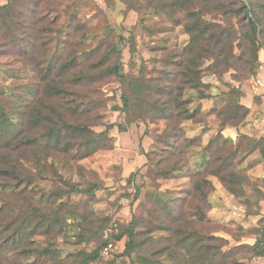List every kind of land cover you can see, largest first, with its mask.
<instances>
[{"label": "rangeland", "instance_id": "obj_1", "mask_svg": "<svg viewBox=\"0 0 264 264\" xmlns=\"http://www.w3.org/2000/svg\"><path fill=\"white\" fill-rule=\"evenodd\" d=\"M35 10L37 12L32 13ZM2 14L0 98L9 108V116L13 120H23L21 126L24 130L29 129V139L42 132L35 130L32 126L34 121H31L32 114L37 112L36 103L41 99L50 108L49 116L56 110L63 112L51 116L58 122L65 116L68 121L74 119L88 123L91 114H96L94 117L98 123L93 130L108 132L104 148L91 154L80 146H73L65 152H60L61 149L42 151L39 154L43 160L41 168L26 162L35 173L34 181L27 185L28 191L32 192L21 197L12 196L14 193L10 190L2 193L0 224L3 225L0 227L11 224L12 230H8L7 235L18 232L17 226L32 211L31 243L29 246L26 242L25 245L23 242L8 243L12 249H3L5 260L2 264H77L84 259L80 252L89 253L101 245L102 229L110 224L120 231L127 226L135 227L136 253L131 257L121 255L129 240L126 238L116 243L115 251L121 252L114 258L102 257L101 264H159L158 261L174 264L164 245L150 242V236L157 243L166 236L161 224L151 221V210L176 196L187 194L188 197V190L193 185L186 177L187 173L178 172L176 178H163L164 173L175 166L168 160L171 157L169 153L183 144L186 150L179 157L190 156L194 160L200 148V145L196 147L199 143L196 136L202 130L200 122L184 120L181 123L178 115L168 120L160 111L165 99H183L178 91L172 95L167 93L169 86L175 85L169 78H180L182 53L190 40L184 25L187 12L176 5V0H12ZM215 16V12L207 15L208 19ZM257 16H261L258 42L263 46L264 10L257 11ZM29 50L34 55L28 60L29 55L24 52ZM55 56L61 59L60 63H69L73 59L76 64L65 72L60 69L56 77L57 83L66 88L62 95L50 96L45 87L42 96L36 92L41 85L39 79L47 76L46 62ZM117 61L123 65L128 78L126 81L108 70ZM95 66L101 67L103 72ZM240 66V62L235 63L223 79L205 72L200 88L219 94L228 88V84L237 85L236 81H241L239 85L248 88L243 102L253 105L254 96H258V111L250 114L253 120L249 123L253 130L263 132L264 47L260 50L253 73L242 71ZM88 73L96 75V79L85 77L79 83L75 81L76 75L87 76ZM234 75L240 79H234ZM135 78H140L139 85L144 88V97L149 94V101L144 99L140 102L135 97L138 92L128 88L136 81ZM28 86L34 88L32 94L28 93ZM125 90L130 92L127 96L129 108L127 112L117 111V106H123L122 93ZM184 92L185 96H192L198 91L189 88ZM227 98L223 96L220 101ZM99 101H103L105 106L89 112ZM195 106L192 105L191 109L195 110ZM126 114L131 120L125 119ZM119 124L127 126V130L120 131ZM182 129L185 130L184 140L176 141V145L165 141L169 134L182 132ZM213 129L216 132L217 129ZM212 133L206 132L205 139L208 140ZM192 137L196 143L190 147L186 139ZM4 146L3 143L0 148L2 154L6 152L0 157L4 163L10 162L9 158L17 151L21 152L13 149L7 153L6 147L10 146ZM26 156L34 157L30 153ZM43 158H48L49 162ZM51 162H55L53 167ZM203 164L202 161L199 163L200 166ZM234 166L253 182L260 184L264 179V162L256 153L245 158L241 165ZM209 178L213 187L208 207L204 208V217L199 219L194 212L199 209V195L197 191L191 192L186 208L193 210L191 213L196 215L194 219L197 221L195 225L189 223L187 226L190 230L223 238L227 243H223L225 250L238 245H254L264 234V189L263 194H259L254 191L255 186L246 185V189L253 191L245 197H237L227 191L216 176ZM71 184L76 185L78 191L71 192ZM90 189L93 192H89ZM60 193L64 194L63 197ZM248 210L253 214L247 216ZM74 212L79 214L74 217ZM41 214L46 218L43 219ZM56 217H61L60 221ZM140 242L146 244L139 247ZM28 248H32V255L26 257L22 252ZM46 249H50L58 260L38 254ZM237 256L243 264H264V259L248 248H243Z\"/></svg>", "mask_w": 264, "mask_h": 264}, {"label": "trees", "instance_id": "obj_2", "mask_svg": "<svg viewBox=\"0 0 264 264\" xmlns=\"http://www.w3.org/2000/svg\"><path fill=\"white\" fill-rule=\"evenodd\" d=\"M12 0H6L5 3L0 4V17L3 16L2 12L8 9ZM167 2L168 0H164ZM249 1V2H247ZM176 0V5L187 12L186 23L184 24L187 32L190 34V40L184 47L182 53L183 60L180 63V78L170 77L172 83L170 85L167 94H173L175 91L179 92V95L183 97L182 100L163 99V106L161 112L166 114V119L170 120L172 116L178 115L181 118V123L184 120H192L193 122H200L202 124V130L200 135L196 136L199 139L196 147L200 145L199 151L196 153V158L193 160L190 156L187 158L179 157L185 152L186 147L182 144L175 147L168 160L173 161L175 164L173 169L166 170L164 173V179L176 178L178 172L187 173V176L192 181V188L188 190L184 196H176L168 201H164L162 204L151 210V221L157 225L161 224V227L166 232V236L160 240L161 243L150 236V242H156L151 244H162L169 256L173 259L174 264H243L237 256L243 248H248L250 251L257 254L260 258L264 252L262 241L264 234L259 241L254 245H238L231 247L229 250L223 249V243L226 240L212 234H202L199 230H190L187 224L191 223L195 225L196 221L193 215L186 207L189 204L191 192H198V210L197 213L199 219L204 217V208L208 206L209 194L213 187V183L210 176H216L223 186L231 194L237 197L247 196L252 189H246V185H253L254 191H258L259 194H263L264 179L258 182L249 180L247 174H242L237 170L234 164L241 165L243 160L256 153L260 160L264 162V131L257 132L251 128L252 124L249 122L253 120L250 118V114L254 115L258 111L259 101L258 96H254L253 107H249L243 102V98L247 96L248 88L241 84V81H236L239 84H228V88L220 91L219 94H214L211 91H207L204 88H200V83L203 81L205 72L217 75L218 78L223 79L227 72H229L235 63L240 62L242 71H248L253 73L256 69V64L259 60L260 50L264 47L258 42L259 20L261 16H257V11L262 12L264 10V0ZM130 4V3H129ZM131 5V4H130ZM169 7V6H168ZM37 12L32 11V13ZM215 12V18L208 19L209 13ZM222 18V19H221ZM234 20H237L235 22ZM238 41V42H237ZM239 51V52H237ZM28 56V60L34 55L32 50L24 52ZM185 53V55H184ZM194 57H191V55ZM189 55V58L186 57ZM108 55L106 56V58ZM27 60V61H28ZM59 57L55 56L50 59V62L46 65L48 72L46 77L42 76L39 79L40 86L36 89V92L43 96L42 91L46 87V91L52 95H62L63 89H66L63 85L57 83L56 77L60 73V69L64 72L74 66L76 62L71 59L69 63H60ZM204 61H209L205 64ZM29 62V61H28ZM68 62V61H67ZM100 63V62H99ZM98 67V66H95ZM109 71L115 73L121 80L126 81L128 78L124 73L123 65L117 61L116 64H111ZM98 71L103 72L101 67H98ZM143 71V70H142ZM85 74V73H84ZM42 75V74H41ZM237 75V74H235ZM234 79H240L239 76H235ZM65 76V73H62ZM85 77L96 79V75L88 73L85 75H76L75 81L80 82ZM128 88L138 92L135 96L140 102H144V99H151L149 94L144 97V88L140 87V78H135ZM47 81V82H46ZM28 93L32 94L34 88L27 87ZM189 88H194L196 95L185 96V92ZM130 93L125 90L122 93L123 106H117L115 110L121 112H127L129 108L128 97ZM228 97L226 101L221 102L220 98ZM160 101V99L158 100ZM197 103V104H196ZM189 105L195 106V110L191 109ZM105 106L103 101L95 102L89 112L97 110ZM210 108H207L209 107ZM35 116L32 114L31 121L32 126L38 132L34 134V138L30 140L28 136L29 129H23L21 126L22 119L19 121L13 120L9 114V108H6L3 104V99L0 98V148L3 143L4 147L8 149L7 153L12 151L21 150L9 158L10 162L6 163L0 160V196L3 192L10 190L12 196H23L28 191L27 185L34 181L35 173L32 172V168L26 165L29 162L35 167L41 168L42 159L39 158V154L42 151H49L50 149H61L60 152L68 151L73 146H80L82 149H86L91 154L98 149L104 148L103 143L108 139L107 130L97 133L93 130V127L97 125L96 118L91 114L90 122H78L74 119L68 121L65 116L60 118L58 122L53 115L62 114V111L56 110L48 115L49 106H45L44 100L41 99L36 103ZM180 110L177 113V110ZM23 111V109H22ZM148 111V110H147ZM88 112V111H86ZM88 112V113H89ZM254 113V114H253ZM261 115V113H258ZM64 115V114H63ZM257 115V114H256ZM101 115H98L99 117ZM201 117V118H199ZM128 116L126 114L127 119ZM79 120V119H78ZM128 120H131L128 118ZM30 121V122H31ZM180 123V124H181ZM29 126V122H27ZM49 125V126H48ZM249 125V128L247 127ZM119 130H127V126L119 124ZM247 127V128H246ZM44 128V130L42 129ZM217 129L216 132L213 129ZM178 129H181L180 127ZM182 132L169 134L166 137V142L177 144L176 141L184 138V129ZM213 132L208 140L205 139L206 132ZM42 133V134H40ZM152 135V134H151ZM187 135V134H186ZM156 136L155 134L152 135ZM188 137V136H187ZM186 139L188 146H193L196 143L194 137ZM204 141V143H203ZM207 141V142H206ZM184 142V141H183ZM4 152L3 154H5ZM28 153L34 155V157H27ZM0 152V157L3 156ZM148 155V152H147ZM193 156V155H192ZM48 161V158H43ZM203 165H199L200 162ZM194 165H193V164ZM55 162H51L52 167ZM33 166V167H34ZM202 167V168H199ZM204 169V170H202ZM42 171V169H39ZM43 174V172H41ZM71 192L78 191L76 185L71 184ZM70 192V193H71ZM89 192H93L92 189ZM63 193L60 196L63 197ZM190 196V197H189ZM194 196V195H192ZM259 196V195H258ZM261 196V195H260ZM32 202V200H31ZM206 203V204H205ZM250 203V201H248ZM32 209V207H31ZM2 205H0V214L2 213ZM78 213V212H77ZM255 213V212H254ZM257 213V212H256ZM79 214V213H78ZM76 212L72 215L75 217ZM253 214L251 211H247V216ZM43 219L46 216L41 214ZM197 217V218H198ZM60 221L61 217H56ZM3 224H0L2 226ZM112 225V224H110ZM110 225H107L102 229L101 245L95 250L89 253H82L80 260L77 264H101V250L107 243L105 237V230ZM18 232H13L7 235L8 230H12V225L9 224L6 227H0V264L5 260L2 255L3 249H12L11 244L8 243H27L29 246L31 243L30 237L32 236V211L23 220L19 226H17ZM15 231V229L13 230ZM151 234L152 231L150 230ZM110 238L116 243H119L123 239L128 238L125 243L124 251L121 255L131 257L136 253V233L135 227L127 226L119 230L114 229ZM221 241V242H220ZM145 242H140L139 247H142ZM146 244V243H145ZM227 244V243H226ZM117 246V244H116ZM32 252V248L23 249L26 257ZM121 251H114L112 258ZM37 255V252H35ZM43 253V254H42ZM38 253L39 255L51 256L54 260H58L56 255H53L50 249H46L44 252ZM32 255V254H30ZM159 264H163L158 261ZM7 264V263H5ZM61 264V263H58Z\"/></svg>", "mask_w": 264, "mask_h": 264}, {"label": "built area", "instance_id": "obj_3", "mask_svg": "<svg viewBox=\"0 0 264 264\" xmlns=\"http://www.w3.org/2000/svg\"><path fill=\"white\" fill-rule=\"evenodd\" d=\"M114 231V225H110L108 228H106L105 230V237L108 240L107 243L103 246L102 250H101V256H103L104 258L107 257H111L113 256V253L115 251L116 248V242L114 240H112L110 238V235L112 234V232ZM262 245L264 247V239L262 241ZM262 257L264 258V252Z\"/></svg>", "mask_w": 264, "mask_h": 264}, {"label": "crops", "instance_id": "obj_4", "mask_svg": "<svg viewBox=\"0 0 264 264\" xmlns=\"http://www.w3.org/2000/svg\"><path fill=\"white\" fill-rule=\"evenodd\" d=\"M5 1H6V0H0L1 4H3ZM244 98H246V97H244ZM244 103H245V102H244ZM245 104H247L249 107H253L252 103H250V104L245 103Z\"/></svg>", "mask_w": 264, "mask_h": 264}]
</instances>
